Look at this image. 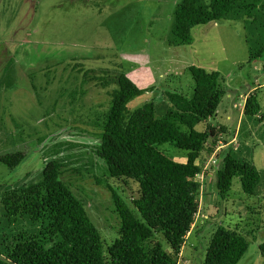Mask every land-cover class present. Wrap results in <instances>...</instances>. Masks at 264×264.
Wrapping results in <instances>:
<instances>
[{"label":"rangeland","instance_id":"1","mask_svg":"<svg viewBox=\"0 0 264 264\" xmlns=\"http://www.w3.org/2000/svg\"><path fill=\"white\" fill-rule=\"evenodd\" d=\"M180 1L0 0V156L15 151L25 154L13 169L0 164V189L36 182L43 163L60 143L64 144L59 147L58 156L51 158H60L79 170L102 174L105 165L94 151L99 140L90 132L75 129L72 123H62L64 128L50 133L41 143L31 137L34 131L48 129L49 133L60 124V117L69 120L70 109L79 119L87 117L89 108H80V104L84 107L82 100L86 106L104 101L99 86L92 82L79 86L83 72L76 71L74 65L95 74L101 70L111 77L119 72L128 76L140 93L124 104L127 113L152 98L161 101L162 109L166 106L161 97L163 90L191 96V66L218 71L224 78L226 94L215 119L209 123L214 127L226 125L236 132L225 139L236 148L234 153L239 158L256 167L260 176L257 195L245 196L238 177L233 178L227 193L231 201H225L226 198L220 202L214 193L208 195L213 176H209L211 171L204 174L211 158L205 160L203 173L199 174V192L203 191L198 200L200 214L194 217L177 261L201 264L213 228L222 224L239 226L249 242L236 264H263L258 246L264 241V121L241 118L240 113L247 93L264 84L261 63L248 62L247 32L241 20L197 25L191 29L188 43L168 45L174 8ZM80 90H85L81 100ZM202 126L205 128L206 123L196 125V129L201 130ZM212 136L206 144L216 154L224 139L212 143ZM164 148L174 160L185 159L183 150L171 145ZM68 187L84 201L89 218L105 239V249L117 236L118 228L112 213L98 202L100 196L105 199V191L92 179L82 180L79 176L71 178ZM123 189L128 193L135 190L130 185ZM200 223V230L193 233Z\"/></svg>","mask_w":264,"mask_h":264},{"label":"trees","instance_id":"2","mask_svg":"<svg viewBox=\"0 0 264 264\" xmlns=\"http://www.w3.org/2000/svg\"><path fill=\"white\" fill-rule=\"evenodd\" d=\"M220 20L242 21L247 32L248 62L259 61L264 75V0H181L174 8L167 44L185 45L193 27ZM73 68L83 72L77 84L92 82L99 86L104 101L86 106L82 100L84 107L80 104V108H89L87 117L79 119L70 109L69 120L60 117V124L49 133L48 129L34 131L31 137L41 143L50 133L64 128L62 123H72L73 128L97 136L99 143L94 151L105 167L98 174L51 158L58 156L64 144L60 143L52 145L58 151H52L43 163L36 182L0 189V264H178L177 256L194 217L200 214V173L211 171L208 195L214 193L220 202L227 198L234 177L239 178L245 196L257 195L260 176L256 167L239 158L234 153L236 148L226 142L236 132L226 125L214 127L209 123L226 94L224 78L218 71L191 66V96L163 90L166 106L162 109L161 101L152 98L127 113L124 104L140 93L128 76L119 72L111 77L101 70L95 74L77 65ZM79 94L81 100L85 90ZM263 98L264 84L248 92L241 118L264 121ZM205 123V128L196 129V125ZM209 136L212 143L225 141L218 145L216 154L206 144ZM165 145L183 150L185 159L169 157ZM24 158L23 152H10L0 156V164L13 169ZM209 158L213 163H207L203 171ZM74 176L92 179L105 191V199L100 196L98 202L118 224L117 236L105 249V239L89 218L84 201L68 187ZM127 185L133 186L134 192L123 189ZM229 198L225 201H231ZM200 228L201 223L193 233ZM238 229L215 226L201 264H236L249 243ZM258 249L264 264V241Z\"/></svg>","mask_w":264,"mask_h":264}]
</instances>
